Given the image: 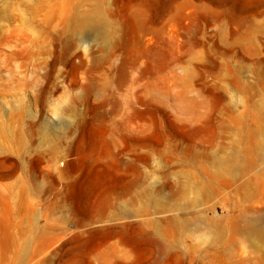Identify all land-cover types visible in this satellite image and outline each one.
<instances>
[{
  "label": "rangeland",
  "instance_id": "rangeland-1",
  "mask_svg": "<svg viewBox=\"0 0 264 264\" xmlns=\"http://www.w3.org/2000/svg\"><path fill=\"white\" fill-rule=\"evenodd\" d=\"M137 12L163 33L166 64L156 73L141 55ZM101 14L116 32L115 49L114 38L102 44L95 26L76 36L74 18L96 24ZM109 65H124L130 78L137 77L127 94L125 89L116 93L118 98L97 92L112 74ZM169 66L179 75L185 66L195 68L188 89L203 102L197 124L187 125L186 115L171 107L172 100L166 104L144 91V81H153L160 91L182 88L170 77L162 78L170 75ZM246 86H256L258 103L264 104V0H0V119L23 107L24 121L50 124L26 134L20 148L6 140L24 166L7 161L0 167L5 198L0 202V264H264L260 250L228 216L234 210L250 217L264 209V187L251 198L237 192L245 180L255 181L264 171V154L232 184L218 178L220 187L207 198L183 191L195 179L207 180L201 169L210 167L212 154L241 162L243 154L250 156L244 153L248 143L237 142L236 136L224 140L215 132L220 119L259 106ZM63 105L68 109L60 121L56 111ZM202 125L213 130L211 142L195 137ZM120 160L144 173L159 169L149 180L152 186L168 179L162 194L170 205L177 200L180 210L151 216L163 220L180 214L181 226L166 227L174 229L179 258L123 256L117 250L110 255L104 247L93 252L98 224L135 218L87 226L71 219L73 203L90 207L137 180L119 166ZM127 233L136 249L155 247L135 227Z\"/></svg>",
  "mask_w": 264,
  "mask_h": 264
},
{
  "label": "bare ground",
  "instance_id": "bare-ground-1",
  "mask_svg": "<svg viewBox=\"0 0 264 264\" xmlns=\"http://www.w3.org/2000/svg\"><path fill=\"white\" fill-rule=\"evenodd\" d=\"M74 20H78V26L75 29L77 37L80 38L85 31V27L95 26L102 44L110 43L111 39L114 38L112 47L113 49L116 48L118 41L117 38L115 39L116 32L110 28L109 22L104 20L103 14L100 15V20L96 24L83 18H74ZM134 20L137 28L136 38L142 49L141 55L148 60L151 73H156L162 70V67L166 64V62H163L165 54L161 49L163 33L159 29L148 25L142 12H137ZM181 20L182 17H179L178 21L181 22ZM111 51L113 55L114 52L113 50ZM166 70L170 75L162 78L170 77L174 83L183 84L182 88L173 91L170 86H166L160 91L153 81H144L143 87L145 93L151 95L153 98L159 97L166 104H169L172 100L170 103L171 107L177 113L186 115L185 121L187 125L197 124L202 117L199 107L203 102L197 101L194 96L189 95L188 89L192 84L195 68L185 66L181 75L173 72L170 66L169 70L168 67ZM109 71L112 72L109 80L97 89L100 95L109 94L111 97L118 98L116 93H120V90L125 89L127 94L131 88L130 83L133 80L134 82L137 80V77H129V73L124 65L116 66L113 69L109 65ZM124 85L125 88L123 87ZM246 89H250L249 91L253 90L249 98L254 105L258 104L259 106H255V109L251 110V112H247L248 109L244 108V113L237 115L236 118L233 116L228 121L220 119L215 132L218 138L226 140L231 138V136H236L237 142L248 143L244 153L248 152L250 156L247 159L245 154H243V161L241 162L233 156L224 157L219 154H212V156L208 157L211 158L210 167H202L201 169L207 180L199 181L195 179L187 183L183 187V191L186 194L191 193L195 198L198 196L203 198L211 196L217 191V187H220L217 181L218 178H221L227 184H232L243 177L247 170L255 168L259 156L264 154V104L258 103V90L256 86H246ZM227 107L229 110H233L232 105L229 104ZM67 109L63 105L56 111L60 117V121H62L63 112ZM26 114V110L21 107L17 110H11L6 118L0 119V167H3L7 161L21 169L24 166L23 161L18 155L19 153L10 149L6 144V140L11 143L10 147L15 148L14 143L16 142L17 148H20L25 144L24 138L26 134L31 136L35 134L38 130L37 126L42 128L50 126V124L40 121H24L25 116H27ZM196 129V138H199L203 142H211L213 130L208 125H202L200 129ZM166 148L170 149L171 145L166 144ZM17 150L20 151V149ZM31 155H27V157L29 156L28 159H31ZM72 163L73 161L69 162V164ZM119 166L137 175V180L130 183L127 189H120L116 194L108 195L90 207L73 203L70 207L72 212L71 219L72 217L74 218L77 226H87L117 218H135L134 220L120 224L107 226L98 224L101 227L96 226L97 228L92 233L93 252H98L104 247L107 254L110 255H112L114 250H117L123 256L128 254L142 256L146 253L156 259L179 258L181 254L175 248L176 241L173 239L174 229L167 231L166 227H179L184 223V220L178 213H172L167 219L163 220H158L151 216L152 213L180 210V204L177 200H175L174 204L170 205L162 194V188L168 182V179H165L160 185L152 186L149 180L153 174L160 171L159 169H153L144 173L140 169L138 170L136 167L129 165L127 160H120ZM161 172L163 171L161 170ZM165 176L166 173L163 174V177ZM255 177L257 178L255 181H253V178H250L237 187V192L242 197L251 198L264 187V171ZM3 199H5L4 195L0 192V202ZM191 204L194 206L196 199H192ZM263 210V208H258L256 214L250 217H246L242 212L235 213L234 210L228 213L231 222L237 225L248 236L251 243L260 250L261 258H264ZM192 217L195 218V216ZM205 221H208V219H205ZM129 226L135 227L141 234L152 238L155 247H148L147 250L136 249L134 240L127 233ZM167 232L169 233L168 235H166ZM67 264H79V261L74 260Z\"/></svg>",
  "mask_w": 264,
  "mask_h": 264
}]
</instances>
